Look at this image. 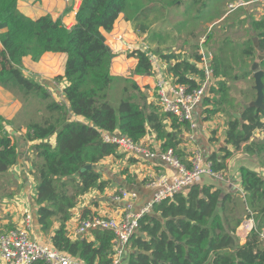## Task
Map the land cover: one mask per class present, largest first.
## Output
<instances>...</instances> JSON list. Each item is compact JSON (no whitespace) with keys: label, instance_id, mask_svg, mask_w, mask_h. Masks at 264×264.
<instances>
[{"label":"trees","instance_id":"obj_1","mask_svg":"<svg viewBox=\"0 0 264 264\" xmlns=\"http://www.w3.org/2000/svg\"><path fill=\"white\" fill-rule=\"evenodd\" d=\"M17 1L0 0V86L17 96L39 99L45 105L42 120L28 124L24 138L25 142L40 141L31 146L37 223L43 232L57 225L51 240L56 251L81 264H112L115 256L111 231L92 229L91 239L75 240L67 232V223L81 198L93 190L103 192L107 187V182L100 180L96 165L107 157L121 156L117 144L105 141L104 136L118 134L139 145L152 133L160 143L161 152L172 150L183 164L179 155L189 152L179 148L183 142L181 135L190 133L191 129L188 122L147 104L131 78L112 75L115 55L103 33L112 31L122 14L136 33L148 35L152 42L156 13L163 16L182 5L195 7L200 0H189V3L185 0H81L75 24L69 28L61 19L50 16L26 18L17 10ZM188 7L183 16L190 11ZM199 13L200 8L196 9V14ZM250 30L264 53V15L251 21ZM234 50L229 54L219 52L209 61L211 77L208 96L203 98L205 105L222 106L228 91L225 82L228 78L234 79L235 66L249 67L254 62L253 37ZM46 53L66 56L63 76L54 79L66 83L65 103L53 100L45 85L25 73L24 57L38 62ZM155 54L158 53L152 50H134L128 54L137 60L131 76L152 74L149 57ZM236 54L240 62L233 59ZM193 57L195 63L202 61L199 54ZM161 58L167 63L173 61L168 73L174 78V84L183 86L187 93L196 90L205 80L204 68L184 59L177 60L174 54ZM259 69L263 72L264 86V59ZM246 74L252 75V72H243L242 76ZM116 83L123 86L113 105L109 92ZM262 105L263 109L249 104L240 114L228 116L225 146L238 150L244 145L248 154L260 155L264 151L262 143L252 140L257 130L264 129V89ZM215 112L216 108L205 111L207 118ZM72 116L85 122L72 120ZM5 125L7 121L0 115V175L18 162L19 155L18 144ZM51 137H54L53 144L48 142ZM222 152V157L212 154L206 160L214 173L222 174L224 162L231 155L226 148ZM88 165L91 169H85ZM239 173L246 211L256 224L245 244L238 245L235 235L242 221L235 194H223L210 185H193L185 193L155 204L151 214L139 219L138 229L124 254L129 257L128 264H264V245L259 238L264 223V180L247 168H241ZM93 217L85 210L79 223Z\"/></svg>","mask_w":264,"mask_h":264},{"label":"crops","instance_id":"obj_2","mask_svg":"<svg viewBox=\"0 0 264 264\" xmlns=\"http://www.w3.org/2000/svg\"><path fill=\"white\" fill-rule=\"evenodd\" d=\"M81 0H18L17 10L26 18L36 20L40 17L50 16L52 19H61L68 28L75 24V14L80 5ZM225 0H200L199 5L189 8L188 5H182L170 9L163 16L156 13L155 24L152 27L154 40L149 41L148 35L138 34L134 31L131 23H127L123 19V15H119L112 31L103 35L106 44L111 49L115 58L112 61L111 73L114 76L129 77L138 86L140 92L145 96L147 104L157 106L156 104V82L158 80L153 74L144 76H131V71L136 66L137 60L129 57V53L124 51V44L116 41L118 35L123 36L124 41L129 44L136 45L145 41L149 50L157 52L152 55L156 60V67L162 72V77L168 84L174 85V78L168 73L169 64L161 56L174 54L177 60L184 59L190 63L196 64L199 68L207 66L209 61L220 53L229 54L231 50L236 49L248 37H253L250 30L252 20L260 19L264 15V5L247 6L232 12H228V6L237 0H231L226 7L225 12H220L218 7ZM189 3V0H185ZM185 7L189 8L186 16H183ZM200 8V13L196 14V9ZM241 11L242 13L235 14ZM187 17L186 21L179 23L180 27L188 26L199 27L203 29V33H190V36L201 38L204 45L188 46V41H184L176 49L162 50L161 47L167 45V40L171 36V31L157 28L161 23L164 24L166 18L170 15ZM229 21L223 24L222 30L215 34L213 28L220 25L229 17ZM180 17V18H181ZM192 26V27H190ZM168 27V26H167ZM234 36V38H231ZM226 38L223 40V38ZM141 44H139L138 48ZM259 45V44H258ZM151 46L155 48L151 49ZM239 49V48H238ZM215 50V51H214ZM235 52V50H234ZM240 52V50H238ZM201 55L202 61L194 62L195 55ZM256 58V56H255ZM235 62H240L239 54L233 56ZM66 56L64 54L46 53L38 62H33L30 57H24L22 62L27 76L37 79L45 85L51 98L56 102L65 103L63 89L66 83L63 80L55 81L54 79L63 76ZM234 79H226V87L228 88L225 101L216 107L213 104H204L203 100L194 112V120L196 128L190 133L183 132L181 138L183 142L179 148L188 154H180L179 158L184 166L190 167V161L195 153H200L204 160L215 154L217 158L224 155L223 148L230 153L224 164L225 170L222 172L223 179L215 180L212 177H202L197 185H210L223 192V194H235L238 202V210L242 216V221L235 231L237 244L243 245L252 229H256L255 221L252 215L246 211L245 197L240 190V169L247 168L257 173L264 180V151L260 155L248 154L242 145L238 150L227 147L224 144V135L228 116L240 114L241 110L248 106L255 98L254 80L252 65L235 66ZM252 72V75L243 72ZM197 80V79H196ZM198 81V80H197ZM214 83V80L211 84ZM209 87V86H208ZM208 91V88H207ZM206 91V95L208 96ZM17 95L3 89L0 86V115L7 121L5 130L10 134L12 139L18 144V162L12 166L6 173L0 175V234L12 229L21 228L24 224L26 214H30L32 225L29 238L33 241L46 243L51 245L54 230L57 225L49 231L43 232L37 223L36 212L37 206L34 201L35 183L32 177L31 161L33 153L31 146L40 141L25 142L26 126L30 124V114L23 115V107ZM219 98V94L217 97ZM158 107V106H157ZM215 112L211 117L207 118L205 111L207 109ZM222 108V110H221ZM30 116V118H28ZM23 117V120L20 118ZM72 120L85 122L81 118L72 116ZM168 124V120L165 121ZM26 124V125H24ZM252 140L256 143L264 142L258 130L254 133ZM48 142L54 143V137ZM140 145L155 153V157L147 158L135 153H126L119 151L120 157H107L96 165V169L101 176V181L107 182V187L103 192L93 190L84 195L76 208L72 211L73 216L67 223L68 236L75 240L78 239L76 229L83 211L92 213L93 216L104 218H120L127 205L132 206V211L136 212L141 209L148 201L152 199L156 192V188L152 187L153 181L162 176L168 179L176 175V170L163 162L159 155L160 143L156 141L152 133L147 134L140 142ZM129 160H132L129 162ZM125 189L136 194L134 201L121 200L120 202L112 201L113 195L119 190ZM235 205V204H234ZM260 240L264 245V223L260 229ZM83 238L91 239V231ZM128 255L123 256L121 264H128ZM0 264H6L0 258ZM81 264V263H75Z\"/></svg>","mask_w":264,"mask_h":264},{"label":"built area","instance_id":"obj_3","mask_svg":"<svg viewBox=\"0 0 264 264\" xmlns=\"http://www.w3.org/2000/svg\"><path fill=\"white\" fill-rule=\"evenodd\" d=\"M69 1V0H67ZM264 5V0H237L228 6V12L235 11L247 6ZM116 41L124 44L125 52L131 53L134 50L142 52L149 51L146 43H142L138 48L124 41L123 36L118 35ZM149 60L153 67L152 74L158 78L156 82V104L159 110L165 114H171L180 121H186L190 124V129L196 128L194 112L201 104L206 95L210 84L211 71L205 66V80L200 86L187 93L185 88L180 85H171L165 82L162 72L156 67L154 56L150 55ZM261 139L264 142V129L258 130ZM105 141L117 144V151L126 153H135L142 157L153 158L155 153L147 148L134 145L130 140L120 137L118 134L105 135ZM160 159L176 170V175L168 179L158 177L152 187L156 192L152 199L148 201L141 209L132 211V206L127 205L123 215L120 218L93 217L79 223L76 229V235L80 238L85 236L92 229L109 230L114 236V261L112 264H121V260L128 249L129 241L138 229L139 219L143 215L151 214V209L155 204L161 203L166 199L172 198L175 194L185 193L191 186L200 183L202 177L209 176L215 180H222L223 174L214 173L210 164L204 160L200 153H195L190 161V167H186L173 155L172 150H168L159 155ZM136 194L125 189L119 190L112 197V201L121 200L134 201ZM32 225L30 214H26L24 224L21 228L12 229L0 234V258L6 264H75L74 258L65 253L56 251L50 244L33 241L29 238Z\"/></svg>","mask_w":264,"mask_h":264},{"label":"rangeland","instance_id":"obj_4","mask_svg":"<svg viewBox=\"0 0 264 264\" xmlns=\"http://www.w3.org/2000/svg\"><path fill=\"white\" fill-rule=\"evenodd\" d=\"M222 1V0H220ZM231 0H225L224 3L220 4L218 7V10L220 12H225L227 4L230 2ZM240 14L242 13L241 11L236 12L235 14ZM181 16H177V15H172L170 14L166 20L164 24H159L157 26L158 30L159 29H163V30H167V31H171V36L170 38L167 40V45L162 46L161 49L162 50H166V49H176L177 46L181 45L184 41H188V46H200V45H204V41L201 38H197L194 36H190L191 32H195V33H203V29L199 28V27H192L193 29H189V25L190 23L188 22V18L187 17H181ZM229 17H227L226 20H224L220 25L216 26L213 28V31L215 30V34L218 33L219 30H222L223 24L226 23V21H229ZM186 21L187 23H189V25L184 26V27H180L178 24L181 22ZM168 26V27H167ZM224 32V30H222ZM231 38H234V36H232ZM226 38L224 37L223 40H225ZM145 43V41L143 42H138V44L133 45V47H137L139 44ZM155 48L154 46H151V49ZM154 50V49H153ZM124 51H125V47H124ZM215 51V50H214ZM123 84L122 83H116L114 85V87L110 90L109 92V99L110 102L115 105L117 102V97L121 94V88H122ZM256 95V93H255ZM16 98L19 100V102L21 103L22 107H23V115L26 114H30V116L28 118H30V122H38L42 120V116H44L43 114V110H44V103L39 100V99H34L33 97H27V98H23L21 96H16ZM256 101V96L255 98L249 103V104H253ZM24 118L21 117L20 120H23ZM26 125V124H24Z\"/></svg>","mask_w":264,"mask_h":264},{"label":"water","instance_id":"obj_5","mask_svg":"<svg viewBox=\"0 0 264 264\" xmlns=\"http://www.w3.org/2000/svg\"><path fill=\"white\" fill-rule=\"evenodd\" d=\"M253 43L256 51V58L252 63V70H253V79H254V90L256 92V101L255 103L251 104L253 107L262 108V101H263V89L264 86L262 84V76L263 72L259 69L260 62L264 59V53L260 51L258 41L256 38H253ZM85 169H91V166L88 165ZM144 236H142L143 238Z\"/></svg>","mask_w":264,"mask_h":264}]
</instances>
